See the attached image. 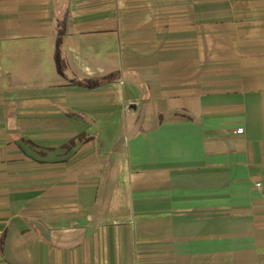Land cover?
<instances>
[{
    "label": "crops",
    "instance_id": "crops-1",
    "mask_svg": "<svg viewBox=\"0 0 264 264\" xmlns=\"http://www.w3.org/2000/svg\"><path fill=\"white\" fill-rule=\"evenodd\" d=\"M0 264H264V0H0Z\"/></svg>",
    "mask_w": 264,
    "mask_h": 264
},
{
    "label": "built area",
    "instance_id": "built-area-1",
    "mask_svg": "<svg viewBox=\"0 0 264 264\" xmlns=\"http://www.w3.org/2000/svg\"><path fill=\"white\" fill-rule=\"evenodd\" d=\"M242 131V127H238L234 130V132H241ZM256 186H260V182H256L255 183Z\"/></svg>",
    "mask_w": 264,
    "mask_h": 264
}]
</instances>
